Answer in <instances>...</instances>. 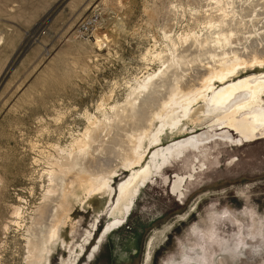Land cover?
Instances as JSON below:
<instances>
[{
  "label": "rangeland",
  "instance_id": "374dc122",
  "mask_svg": "<svg viewBox=\"0 0 264 264\" xmlns=\"http://www.w3.org/2000/svg\"><path fill=\"white\" fill-rule=\"evenodd\" d=\"M186 2L0 0V264L27 262L26 227L49 185L45 169L50 168L47 157L55 152L54 145H70L88 126L86 113L99 116L101 102H123L137 79L158 68L154 54L169 44L163 31L166 21L173 22L171 39L191 27L204 30L200 20L191 21L203 13L204 1L198 12ZM173 6L176 15L171 14ZM222 131H212L211 139L187 149L185 157L147 185L137 181L113 208L109 200L105 205L107 196L88 199L81 192L83 200L74 202L72 221L62 226L66 245L54 249L51 264L67 261L76 248L79 253L82 243L86 247L76 264H164L161 258L209 199L226 197L222 203L240 208L243 202L234 193L244 185L264 212V138L241 144L237 133L230 141L218 136ZM156 145L149 157L164 149L162 142ZM164 153L161 161L167 158ZM193 166L196 172L186 181L184 196L173 193L174 175L187 174ZM120 169L113 182L115 200L132 179ZM12 205L23 209L24 218L12 215ZM104 205L113 209V222L101 240L104 224L112 220ZM131 207L120 226L118 216ZM239 264L261 262L246 254Z\"/></svg>",
  "mask_w": 264,
  "mask_h": 264
},
{
  "label": "bare ground",
  "instance_id": "6f19581e",
  "mask_svg": "<svg viewBox=\"0 0 264 264\" xmlns=\"http://www.w3.org/2000/svg\"><path fill=\"white\" fill-rule=\"evenodd\" d=\"M186 1L196 12L201 7L200 1H204L203 13L195 17L197 13L191 14V21L200 20L204 30L198 32L191 27L180 32L177 39H171L173 22L165 20L163 31L169 44L163 46L165 51L154 54L158 68L137 79L123 102L110 104L107 99L106 104L101 102L98 105L101 117L86 113L88 126L70 145H54L55 152L47 157L50 168L45 169L49 185L26 227L25 264H51L54 249L66 245L62 226L67 219L72 221V207L81 192L88 199L94 195L107 196L105 205L109 200L113 208L137 181H149V173L153 174L161 162L162 153L154 151L151 157L149 154L165 134L173 133L189 117L203 112L202 107L210 104L212 92V105L230 102L249 88L234 79L264 68V0ZM178 3L184 5L182 1ZM174 12L175 7L171 14L176 15ZM180 145L173 143L170 150ZM120 168L129 171L132 179L121 187L115 200L113 182ZM23 214L20 206L12 205L14 217ZM98 217L93 228L98 226ZM8 228L6 224L5 230ZM110 229L109 224L103 236ZM92 235L90 232L87 239ZM85 247L86 244H80L79 253L76 248L60 264H76Z\"/></svg>",
  "mask_w": 264,
  "mask_h": 264
},
{
  "label": "clouds",
  "instance_id": "9594fccd",
  "mask_svg": "<svg viewBox=\"0 0 264 264\" xmlns=\"http://www.w3.org/2000/svg\"><path fill=\"white\" fill-rule=\"evenodd\" d=\"M234 194L242 207L222 203L226 197L209 199L161 258L164 264H239L246 254L264 264V212L250 186Z\"/></svg>",
  "mask_w": 264,
  "mask_h": 264
},
{
  "label": "flooded vegetation",
  "instance_id": "af4514ba",
  "mask_svg": "<svg viewBox=\"0 0 264 264\" xmlns=\"http://www.w3.org/2000/svg\"><path fill=\"white\" fill-rule=\"evenodd\" d=\"M245 74L246 75L243 74L244 76L241 75L234 80L243 87L249 85V88H247L248 90L244 89L240 91L233 100L228 103L223 102V104H219L218 106L211 104L212 92L208 100L210 104L207 105L205 109L202 107L203 112L201 111L200 113L189 117L183 124H181V126H178L173 133L165 134L163 136V140L168 137V135H171L172 137L174 136L167 142L162 140V145L160 146L165 147L167 152L164 153L165 149H163L159 153L162 152V154H167V158L160 162L159 166L154 169L153 174L149 173V181L146 182L145 185L154 178H157L163 169L173 161L185 157L187 149L200 148L203 143L213 137L214 134L211 132L216 129L223 130L218 136L230 141H235V133H237V141L241 144L264 138V68L253 69ZM205 128H208V130H205L198 135L189 136L194 130H204ZM175 135H178V137L175 138ZM192 137L193 139H191ZM178 142L181 145L175 146V148L170 150V146L173 145V143ZM195 172L196 167L193 166L191 171L187 174L176 173L172 182L173 193L184 196L185 183L188 179L194 178ZM117 189H119V185L117 186ZM131 209L132 207L125 212V214L118 216V218L122 220L120 226L126 221ZM112 210L110 209L108 211L111 216ZM111 222H113V216L112 220H109L104 224L100 234L101 240L104 238V236H102L104 229ZM120 226H117L116 228H119ZM93 254L94 250L92 251L91 256Z\"/></svg>",
  "mask_w": 264,
  "mask_h": 264
}]
</instances>
